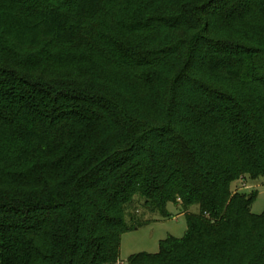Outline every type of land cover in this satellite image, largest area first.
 Instances as JSON below:
<instances>
[{
	"label": "trees",
	"instance_id": "trees-1",
	"mask_svg": "<svg viewBox=\"0 0 264 264\" xmlns=\"http://www.w3.org/2000/svg\"><path fill=\"white\" fill-rule=\"evenodd\" d=\"M108 4L123 16L106 28ZM68 49L136 75L162 112L94 91L95 70L52 76L96 65ZM258 178L264 0H0V264H119L122 237L169 204L185 236L126 264H264V214L232 188Z\"/></svg>",
	"mask_w": 264,
	"mask_h": 264
},
{
	"label": "rangeland",
	"instance_id": "rangeland-1",
	"mask_svg": "<svg viewBox=\"0 0 264 264\" xmlns=\"http://www.w3.org/2000/svg\"><path fill=\"white\" fill-rule=\"evenodd\" d=\"M113 5L108 4L106 6V12L99 18L98 22L104 24L103 27H109V25L117 26L116 22H119L121 13H118ZM168 31L160 33V36H169ZM26 56V54L20 55ZM93 52L88 54L87 52L80 57L79 51L74 49L59 51V57L65 62H71L66 58H78V60H86V62H96V65L92 67H86L81 72H72L71 68L67 66H61L52 70V73L56 69H60V73L51 74L55 78L60 79L63 82L72 84L73 79L77 80V83H83V76L88 75L89 72L99 73L98 77L94 75L90 84L94 87V91L103 93V89L112 95L122 96L126 98V102H129L130 108L135 112H149L150 115L156 116L157 113H161L163 110V94H156L146 86H140L137 76L135 75L130 81L125 75H119L112 67L109 66V71L101 69L100 64L97 62H105L104 58H96ZM21 60V59H20ZM62 62V61H61ZM83 62V61H82ZM108 64V63H107ZM37 68V74H41V70ZM70 71V72H69ZM192 73L194 77L202 76L204 73L203 66L200 60H196L193 64ZM165 73V72H164ZM73 74V75H72ZM57 75V76H56ZM216 76V75H215ZM214 75H209L210 78L216 80ZM97 77V78H96ZM222 78V75L220 76ZM74 84V82H73ZM156 91V90H155ZM107 93V94H108ZM165 93V92H164ZM233 190L239 194L246 196L254 195V200L251 204V212L256 216L264 214V178H258L256 180L248 179L245 181H239L236 185H233ZM140 214H144L140 211ZM169 218L164 219L161 215L157 214H145L143 217L144 225L137 227L122 237L121 249H120V263L126 264L127 261L134 255L147 253L157 254L160 251V243L169 237L183 238L187 232V215L182 211L181 207L175 204H169L167 207ZM189 214H198L199 207L193 206L190 208Z\"/></svg>",
	"mask_w": 264,
	"mask_h": 264
}]
</instances>
